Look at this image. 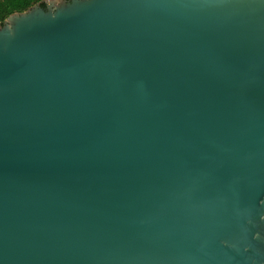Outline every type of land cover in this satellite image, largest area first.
<instances>
[{"label": "water", "instance_id": "water-1", "mask_svg": "<svg viewBox=\"0 0 264 264\" xmlns=\"http://www.w3.org/2000/svg\"><path fill=\"white\" fill-rule=\"evenodd\" d=\"M0 26V264H264V0H42Z\"/></svg>", "mask_w": 264, "mask_h": 264}, {"label": "trees", "instance_id": "trees-1", "mask_svg": "<svg viewBox=\"0 0 264 264\" xmlns=\"http://www.w3.org/2000/svg\"><path fill=\"white\" fill-rule=\"evenodd\" d=\"M38 2L45 6L42 0H0V26L9 14L25 11Z\"/></svg>", "mask_w": 264, "mask_h": 264}]
</instances>
